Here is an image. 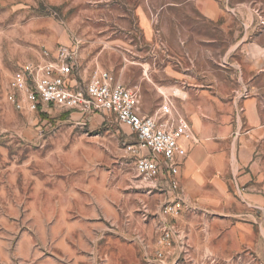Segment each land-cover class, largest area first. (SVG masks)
I'll return each instance as SVG.
<instances>
[{"label": "rangeland", "instance_id": "obj_1", "mask_svg": "<svg viewBox=\"0 0 264 264\" xmlns=\"http://www.w3.org/2000/svg\"><path fill=\"white\" fill-rule=\"evenodd\" d=\"M214 1L235 17L233 27L251 24L264 43V0ZM199 7L200 0H0V264H264V224L247 227L243 188L228 185L232 212L207 205L164 217L163 197L145 191L126 150L135 136L112 113L19 110L6 97L19 63L36 60L41 48L77 46L79 82L106 69L152 114L167 98V48L178 46V30L213 29ZM196 35L181 38L194 44Z\"/></svg>", "mask_w": 264, "mask_h": 264}, {"label": "crops", "instance_id": "obj_2", "mask_svg": "<svg viewBox=\"0 0 264 264\" xmlns=\"http://www.w3.org/2000/svg\"><path fill=\"white\" fill-rule=\"evenodd\" d=\"M199 9L204 22L213 29L178 30V46L167 48V77L162 87L163 95L179 108L196 138L182 141L186 153L178 168L186 210L212 205L215 212H232L235 209L228 206V185L235 184L238 193L244 189L242 194L249 206L247 227L252 228L256 223L263 226L262 33L251 29L252 25L246 22L233 27L230 22L235 17L222 13L214 0H200ZM194 33L198 37L192 41L194 44L181 38ZM39 59L40 54L34 61ZM141 66L144 68L143 59ZM142 187L148 193L161 195L162 203L167 199L165 177L156 188L149 190L144 184ZM238 226V221L230 224L232 229Z\"/></svg>", "mask_w": 264, "mask_h": 264}, {"label": "built area", "instance_id": "obj_3", "mask_svg": "<svg viewBox=\"0 0 264 264\" xmlns=\"http://www.w3.org/2000/svg\"><path fill=\"white\" fill-rule=\"evenodd\" d=\"M77 46L40 49V59L22 62L11 74L7 100L19 110L35 111L39 106L74 110L81 115L110 112L127 126L136 142L126 150L134 157L137 178L149 189L165 177L171 195L161 206L164 217H177L187 207L178 178L186 149L182 141L196 140L192 126L170 98L152 114L144 113L136 90L127 88L108 70L93 68L77 80ZM169 233L162 240L167 242Z\"/></svg>", "mask_w": 264, "mask_h": 264}]
</instances>
